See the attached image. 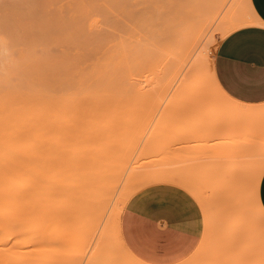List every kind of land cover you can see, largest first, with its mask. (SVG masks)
<instances>
[{"label": "rangeland", "instance_id": "rangeland-1", "mask_svg": "<svg viewBox=\"0 0 264 264\" xmlns=\"http://www.w3.org/2000/svg\"><path fill=\"white\" fill-rule=\"evenodd\" d=\"M190 1L129 0L125 6H115L110 0H0V48L15 50L22 41V44H29L38 22L42 21L48 25L42 29L52 38L51 50H65L69 58L77 52L83 53L76 68L88 69L102 59L117 36L116 32L129 23L130 50L138 63L137 79L130 100H127L130 109L116 110L117 115H112L111 109V115L106 112L109 116L103 113V117L88 114L55 117L50 132L58 134L61 140L66 136L81 141V147L66 152L69 158L74 155L97 156L98 168L103 174L117 177L108 196L101 226L107 224L116 233L117 212L130 199L173 220L182 219L188 226L199 230L196 248L183 259L169 264H234L231 259L234 250L240 252L241 264H264V208L257 196L258 184L264 177V102L253 104L234 98L215 61L216 46L225 36L224 27H221L224 20L234 12L243 16L252 13L248 0H229L223 8L221 6L219 20L201 39L198 47L204 53L199 67L201 75L213 68L219 83L230 95L221 98L215 94L218 95L216 98L212 94V98L208 94L212 101L210 97L206 99L205 95L194 92L190 84L191 74L182 73L178 65L175 22H161L162 16L171 18V9ZM144 5L151 10L142 11ZM137 9H140L138 15ZM92 17L100 20L103 29L98 33L88 29L87 21ZM68 21L75 25L73 27L82 28L86 35L91 34V38L66 45L63 40L66 33L61 26ZM107 28L113 30L110 32ZM149 42L153 48L152 60L148 59L149 52H146ZM151 66L160 73L166 85L168 94L166 90L163 93L164 87H161L160 92L166 95H155L160 99L148 95V85L143 82L144 75L150 76ZM215 98L226 104L221 106V102H216L222 108L214 111L213 107L210 111ZM106 101L108 105L115 104L114 100L111 103ZM124 103L122 106L126 107L127 102ZM229 104L235 109L243 106L241 110L245 115L240 113L239 118L229 114L230 111L236 114L241 111L232 107L233 111L229 110ZM224 105L229 112L223 110ZM208 107L210 109L206 110ZM54 151L62 153L63 149L58 146ZM235 217L240 220L239 228L233 227ZM202 224L208 227L207 232L201 229ZM226 227H232V230L224 233ZM234 237H239L238 247ZM95 241V235L80 234V258L72 264H85ZM116 248L122 258V249ZM60 252H51L50 264H69L59 260ZM101 259L99 256L96 264H103Z\"/></svg>", "mask_w": 264, "mask_h": 264}, {"label": "bare ground", "instance_id": "bare-ground-1", "mask_svg": "<svg viewBox=\"0 0 264 264\" xmlns=\"http://www.w3.org/2000/svg\"><path fill=\"white\" fill-rule=\"evenodd\" d=\"M110 1L115 6L129 3V0ZM228 2L221 0L218 4L217 0H191L171 9V18L162 16V23L169 20L175 22L177 61L182 73L191 74V88L205 98L210 97L208 94L212 98V94H219L221 98L230 96L220 86L213 68L201 75L199 67L204 53L198 49L201 39L219 20L221 9ZM248 7L252 13L250 16L237 14L234 12L236 8L233 9L234 13L221 26L225 35L240 25L258 21L252 7ZM143 8L140 9H146L145 12L147 8L151 10L148 5ZM140 9H137L136 15L140 14ZM45 24L38 22L29 44H22V41L15 50L0 48V264H50L51 252L55 250L62 251L58 254L61 262L72 264L80 258L78 241L82 233L96 236L85 264H96L99 256L103 264L111 261L113 264H153L136 257L126 246L119 222L123 208L117 212L116 233L107 224L101 226L108 196L117 183V177L103 174V170L98 168L97 156L74 155L69 158L66 155L69 149L82 146L79 139L65 136L61 140L58 134L50 133L55 117L82 114L103 117L106 112L117 115L116 110L127 111V106H130L127 100H130L137 79L135 70L138 66L130 50V24L116 32L117 36L112 39L102 59L88 69L76 68L83 53L77 52L76 57L69 58L65 50H51L49 44L52 38H49V32L45 34L42 29L48 26ZM73 26L69 21L61 26L66 33L63 36L66 45L91 38L92 35H86L82 28ZM87 26L89 31L96 33L103 29L96 17L88 19ZM110 26L113 24L110 23ZM107 29L110 32L113 30ZM149 44L146 52H149L148 59L152 60L153 48L152 43ZM159 74L151 66L150 76L144 75L143 82L148 85L147 94L160 99L157 94L164 97L167 90ZM161 87H164L163 90ZM161 90L163 93L166 90V93L163 95ZM211 97L209 99L213 101ZM106 100L110 103L114 100L115 104L108 105ZM216 102H221V106L226 104L216 99V105L211 104V109L208 107L206 110L211 111L213 107L214 111L221 109ZM123 103L126 107L122 106ZM226 106L224 111L232 110V105H228L230 109ZM242 107L236 108L241 110ZM111 109L113 112L110 114ZM241 111L239 115L231 111L229 114L241 118L240 113L245 112ZM100 112L102 114L98 115ZM248 113L255 114L253 111ZM58 146L63 149L62 153L54 151ZM235 219L233 227L239 228L240 220ZM202 227L203 232H207L208 227ZM229 230L232 227L224 228V233ZM234 242L238 247L239 237ZM116 246L122 249L123 259ZM234 251L231 256L233 263L241 264L240 252Z\"/></svg>", "mask_w": 264, "mask_h": 264}, {"label": "crops", "instance_id": "crops-1", "mask_svg": "<svg viewBox=\"0 0 264 264\" xmlns=\"http://www.w3.org/2000/svg\"><path fill=\"white\" fill-rule=\"evenodd\" d=\"M249 1L258 21L240 25L227 33L216 46L215 61L234 98L259 104L264 102V0ZM260 180L257 196L264 208V177ZM119 220L126 246L145 262H176L189 255L199 243L198 229L130 199Z\"/></svg>", "mask_w": 264, "mask_h": 264}]
</instances>
